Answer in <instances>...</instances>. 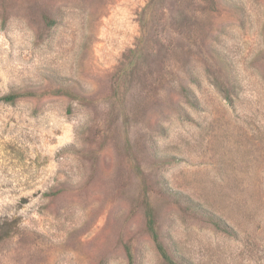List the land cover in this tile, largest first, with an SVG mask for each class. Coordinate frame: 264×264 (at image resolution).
Segmentation results:
<instances>
[{"label":"rangeland","instance_id":"374dc122","mask_svg":"<svg viewBox=\"0 0 264 264\" xmlns=\"http://www.w3.org/2000/svg\"><path fill=\"white\" fill-rule=\"evenodd\" d=\"M130 262L264 264V0H0V264Z\"/></svg>","mask_w":264,"mask_h":264},{"label":"trees","instance_id":"16d2710c","mask_svg":"<svg viewBox=\"0 0 264 264\" xmlns=\"http://www.w3.org/2000/svg\"><path fill=\"white\" fill-rule=\"evenodd\" d=\"M18 98V96L16 94H9V95H6L4 97H2L1 99L6 102V103H14L16 101V99ZM218 225H221L218 224ZM161 249V248H160ZM130 264H132V262H130ZM175 264V263H174ZM177 264V263H176Z\"/></svg>","mask_w":264,"mask_h":264}]
</instances>
